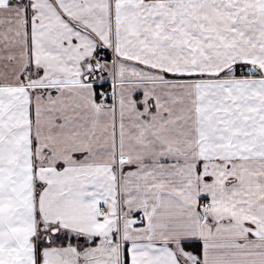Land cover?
I'll list each match as a JSON object with an SVG mask.
<instances>
[{
	"label": "snow or ice",
	"instance_id": "obj_1",
	"mask_svg": "<svg viewBox=\"0 0 264 264\" xmlns=\"http://www.w3.org/2000/svg\"><path fill=\"white\" fill-rule=\"evenodd\" d=\"M0 264H264V0H0Z\"/></svg>",
	"mask_w": 264,
	"mask_h": 264
}]
</instances>
